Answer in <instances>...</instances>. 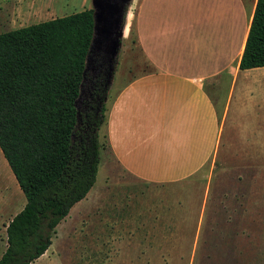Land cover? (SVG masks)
<instances>
[{
    "label": "rangeland",
    "instance_id": "374dc122",
    "mask_svg": "<svg viewBox=\"0 0 264 264\" xmlns=\"http://www.w3.org/2000/svg\"><path fill=\"white\" fill-rule=\"evenodd\" d=\"M57 2L64 16L92 8L91 0ZM130 6L129 0L111 73L114 86L134 63L142 65L126 22ZM102 132L92 187L32 264H264V114L223 118L207 163L167 185L130 181L112 163ZM24 202L0 153V255L5 226Z\"/></svg>",
    "mask_w": 264,
    "mask_h": 264
},
{
    "label": "crops",
    "instance_id": "0c3cea01",
    "mask_svg": "<svg viewBox=\"0 0 264 264\" xmlns=\"http://www.w3.org/2000/svg\"><path fill=\"white\" fill-rule=\"evenodd\" d=\"M131 2L126 22L142 65L116 86L110 79L99 130L130 181L177 183L207 163L223 118L264 114V67L238 69L256 0ZM59 4L0 0V28L62 17Z\"/></svg>",
    "mask_w": 264,
    "mask_h": 264
},
{
    "label": "trees",
    "instance_id": "16d2710c",
    "mask_svg": "<svg viewBox=\"0 0 264 264\" xmlns=\"http://www.w3.org/2000/svg\"><path fill=\"white\" fill-rule=\"evenodd\" d=\"M92 13L0 33V153L25 200L5 226L0 264H32L43 255L95 181L105 67L97 57L83 77ZM261 67L264 0H256L238 69Z\"/></svg>",
    "mask_w": 264,
    "mask_h": 264
},
{
    "label": "water",
    "instance_id": "95a60500",
    "mask_svg": "<svg viewBox=\"0 0 264 264\" xmlns=\"http://www.w3.org/2000/svg\"><path fill=\"white\" fill-rule=\"evenodd\" d=\"M128 2L129 0H91L93 11L92 37L85 57L83 77L88 71L92 73L95 58L100 57L107 68L105 87L111 79L125 17V6ZM82 96L83 91L80 89L78 100Z\"/></svg>",
    "mask_w": 264,
    "mask_h": 264
},
{
    "label": "flooded vegetation",
    "instance_id": "af4514ba",
    "mask_svg": "<svg viewBox=\"0 0 264 264\" xmlns=\"http://www.w3.org/2000/svg\"><path fill=\"white\" fill-rule=\"evenodd\" d=\"M104 67H105V75H104V81H105V79H106V70H107L106 64H104Z\"/></svg>",
    "mask_w": 264,
    "mask_h": 264
}]
</instances>
